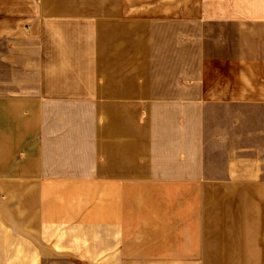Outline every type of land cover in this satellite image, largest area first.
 <instances>
[{"label":"crops","instance_id":"obj_1","mask_svg":"<svg viewBox=\"0 0 264 264\" xmlns=\"http://www.w3.org/2000/svg\"><path fill=\"white\" fill-rule=\"evenodd\" d=\"M229 182L264 196V0H0V222L40 260H164L130 247Z\"/></svg>","mask_w":264,"mask_h":264},{"label":"rangeland","instance_id":"obj_2","mask_svg":"<svg viewBox=\"0 0 264 264\" xmlns=\"http://www.w3.org/2000/svg\"><path fill=\"white\" fill-rule=\"evenodd\" d=\"M216 184V183H213ZM243 183L229 182L228 198L213 196L212 198L196 199L200 211L196 215L198 224L212 226L208 230H181V245H159L156 230H142L140 239L131 249L134 257H155L161 261H137L126 264H264V196L248 197V191H243ZM251 186L247 183L245 186ZM217 193V192H213ZM218 192L217 194H219ZM224 193V191H223ZM261 193H264L262 191ZM192 200V199H191ZM183 210V208H182ZM145 221H155V215H142ZM181 221H188L191 215L181 213ZM172 218V214H170ZM206 218V222H204ZM187 223V222H186ZM169 233V236L167 234ZM160 234V231L158 232ZM208 234L210 244L203 245L204 239L194 237ZM191 235V239L187 238ZM14 235L11 223L0 222V264H109L108 262H93L81 260L73 254L77 246L62 247L56 242L60 235L53 239L50 248L53 256L40 260L38 248L28 245V238ZM172 231H166L165 242H172ZM54 238V237H53ZM192 242V244H187ZM81 248H83L81 246ZM37 250V251H36ZM37 252V253H36ZM81 257V256H80ZM88 257H91L88 256ZM177 258L175 261H171ZM116 264H119L116 263Z\"/></svg>","mask_w":264,"mask_h":264}]
</instances>
